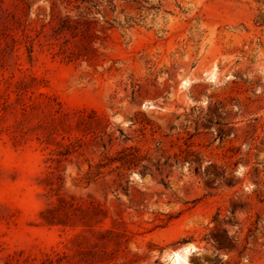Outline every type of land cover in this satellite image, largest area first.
<instances>
[{
  "label": "rangeland",
  "instance_id": "1",
  "mask_svg": "<svg viewBox=\"0 0 264 264\" xmlns=\"http://www.w3.org/2000/svg\"><path fill=\"white\" fill-rule=\"evenodd\" d=\"M175 263L264 264V0H0V264Z\"/></svg>",
  "mask_w": 264,
  "mask_h": 264
},
{
  "label": "bare ground",
  "instance_id": "2",
  "mask_svg": "<svg viewBox=\"0 0 264 264\" xmlns=\"http://www.w3.org/2000/svg\"><path fill=\"white\" fill-rule=\"evenodd\" d=\"M190 247V246H189ZM191 248V247H190ZM189 248L187 247L185 251H187ZM186 253V252H185ZM177 257L179 256V254L176 255ZM175 262L177 263V259H175ZM175 263V264H176Z\"/></svg>",
  "mask_w": 264,
  "mask_h": 264
}]
</instances>
